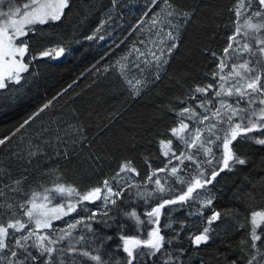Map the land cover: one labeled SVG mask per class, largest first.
Segmentation results:
<instances>
[{
  "label": "trees",
  "instance_id": "obj_1",
  "mask_svg": "<svg viewBox=\"0 0 264 264\" xmlns=\"http://www.w3.org/2000/svg\"><path fill=\"white\" fill-rule=\"evenodd\" d=\"M10 3L15 6L17 0H5L0 10H7ZM179 3L193 9L195 19L183 31L182 43L169 64L161 69H156L151 63L148 66L142 63L154 59L151 53L157 52L162 46L160 41L172 30L163 17L159 27H153L149 16L143 15L150 6L149 0H118L115 6L112 0H70V9H65L66 18L39 26L42 31L30 41V50L37 58L32 60L29 72L22 74L24 79L20 84L13 82L8 89L0 90V138H8L5 145H0V166L10 171L13 178L19 177L22 172L28 176L19 193L5 187L11 183L7 174L0 176V189L5 193L0 197V203L13 204L17 212V216L12 217L11 212L0 209V220L7 222L12 218L26 222L28 217L15 206L30 199L33 192L43 194L45 189H52L58 183L78 191L90 189L113 176L122 161L131 160L140 175L122 173L113 181L114 191L118 185L122 186L124 195L113 197L117 199V205H107L109 217L114 218L109 219L112 227H104L88 219L90 213H95L96 219H100V214L105 211L102 201L97 200L95 203H78L72 214L54 222L50 229H38V232L59 241L51 247L61 248L75 243V238L80 235L90 241L94 239L93 233L86 227L91 224L97 236L113 237L103 244L96 241L105 259L113 261L126 257V253L117 248L122 244L119 240L121 234L143 239L147 230L156 227L144 223L134 228L133 222L123 213L136 211L142 220H148L145 213L155 205V197L159 193L148 196L155 185L147 184L145 187L147 182L143 177L151 175L152 169L164 167L167 158L162 154L159 141L171 138L174 149L177 145L183 149L181 142L171 135L170 129L178 127V124L175 113L170 109L174 104L184 107L178 104L177 98L188 91L189 84L213 82L211 75H206L211 73L216 63L210 52L222 55L227 37L234 30V17L228 11L233 0H179ZM98 27L100 31L96 32ZM93 33L96 34L95 39H86ZM250 35L264 36V31ZM252 43L255 46V41ZM59 46L67 49L63 59L39 56L41 50ZM243 58L249 57L245 55ZM137 64L140 67H136ZM121 65L127 66L123 76ZM156 72H159L160 80H155ZM128 80H132L133 84L137 80L142 81L136 85L140 95L134 94L135 89ZM209 91L211 94L214 89ZM183 98L187 99L186 96ZM49 102V108L34 115ZM188 103L195 106L196 101ZM197 111L202 112L203 109ZM25 120L29 123L20 128ZM185 122L189 123L191 130L194 122ZM70 125L87 130L88 142L83 148L78 143L73 145L71 138L61 131L72 132L74 129ZM197 126L204 127L202 124ZM57 134L68 140L67 150L72 153L70 160L55 155L57 151L64 150L63 145L57 146ZM248 135L259 136L260 132ZM46 140L51 141L52 146L46 144ZM237 143L239 154L248 163L235 165L232 172H222L205 189H198L203 194L199 199L189 200L182 210L177 211L178 206L165 209L171 212V216H161L160 226L171 243L166 244L157 257L146 258V264H164L165 260L169 264H227L237 258V264H245L248 259L246 251L254 250L249 249L247 243L242 245L241 241H250L251 213L264 210V146L251 141L241 143L239 138L234 142ZM37 145L49 154L47 162L42 160L39 166L33 164L29 167L17 159V156L24 157L30 150H35ZM96 153L102 157L98 162L90 159ZM173 163L179 164V161L174 160ZM184 163L189 170L194 167L190 161L185 160ZM25 167H28L27 172L23 171ZM203 167L211 170L207 164ZM158 178L166 188L181 187L173 183L175 178L166 172H159ZM128 184L136 187H128ZM141 194L145 199L140 198ZM50 195L55 197L50 201L53 204L63 203L66 206L76 202L74 196H61L55 192ZM209 197L212 204L205 206L204 201ZM41 202L47 201L41 198L37 204ZM213 210L222 213V218L211 225L213 231L210 232L209 242L197 247L190 237L202 231L206 218L212 215ZM77 220L82 223L77 224L75 229L69 227ZM120 224L126 227L121 230ZM34 227L29 225V229ZM66 233H71V236ZM61 236L63 240L59 239ZM257 244L259 246L260 242ZM32 251L36 253L35 249ZM71 258V253L66 255L65 264ZM0 264L6 262L0 261ZM54 264H59L58 258Z\"/></svg>",
  "mask_w": 264,
  "mask_h": 264
},
{
  "label": "snow or ice",
  "instance_id": "obj_2",
  "mask_svg": "<svg viewBox=\"0 0 264 264\" xmlns=\"http://www.w3.org/2000/svg\"><path fill=\"white\" fill-rule=\"evenodd\" d=\"M4 3L5 0H0V5ZM117 3L118 0H112L113 6ZM149 4L150 6L143 15L149 16L152 26L159 27L161 17H163L172 29L165 34V39L160 41L162 46L157 49V52L151 53L154 59L151 62L142 61L146 66L151 63L156 69H161L169 64L170 58L180 47L182 33L186 31V26L195 19V12L193 9L181 5L179 0H149ZM65 9H70V0H17L15 6L10 3L7 10H0V90L8 89L13 82L20 84L24 79L22 73H28L32 60L37 58L30 50L32 37L42 31L39 26L59 22L62 18H66ZM228 11L234 17V30L227 37V44L223 48L222 55L210 52L216 63L211 73L206 75H211L214 83L193 82L189 84L188 91L183 94L187 99L183 96L177 98L178 104L184 105V107H177L174 104L170 109L175 113L178 124V127L174 126L170 129L171 135L181 142L183 149L181 150L180 145L174 149L171 138L161 139L159 144L163 150L162 154L167 158L164 167L152 169L151 175L143 177L147 182L145 187L147 184L155 185L148 196L159 193L155 197V205L145 213L148 220L146 222L142 220L136 211L123 213L127 219L133 222L134 228H138L144 223L156 225V227L147 230L143 239L126 233L121 234L119 240L122 244L117 248L126 253V257L113 261L105 259L101 248L96 246L97 240L103 244L105 241L112 240L113 237L109 235L97 236L91 224L86 227L89 232L93 233L94 239L90 241L86 236L80 235L75 238V243H69L67 247L61 248L51 247L59 241L50 239L49 235H40L38 232V229L41 228H51L50 219L52 217H49V212L56 214L55 219H60L61 215L66 216L76 211L78 203L84 201L95 203L97 200L102 201L105 211L100 214V219H96L95 213H90L88 219L104 227H112L109 224V219L114 218L109 217L107 205L109 203L117 205V199L113 197L120 198L124 195V191L121 190L122 186L118 185L116 190H113L112 181H116L122 173L140 175L133 167L131 160H124L115 170L113 176L103 179L90 189L78 191L72 186L66 187L58 183L52 189H45L43 194L33 192L30 199L17 204L15 208H19L23 215L28 217V221L9 219L4 222L0 220V261L6 262V264H54L55 259L58 258L59 264H65L64 257L71 253L72 258L68 264H146V258L157 257V253H162L165 245L171 243L170 239H166L163 228L160 226L161 216L169 218L171 216V212L165 211V209H168L169 206H178L176 210H182L189 200L199 199L203 194L197 191L198 189H205L206 185L216 181L222 172H232L235 165H246L247 159L239 154V143L234 144L238 138L241 143L251 141L264 146V36L250 35V33L259 34L264 31V0H233ZM99 31L98 27L96 32ZM160 31L162 32L163 29L160 28ZM21 37L25 39H21ZM95 38V33L86 37L88 40ZM252 41H255V46ZM66 51L67 49L63 46L45 48L39 52V56L55 58L63 56ZM137 51L139 50L137 49ZM245 55L250 59L243 58ZM26 56H28V60H25ZM122 59H127V57ZM126 67V65H121L122 76L125 75ZM136 67H140V65L137 64ZM225 68H228L229 71L225 72ZM160 79L159 72H156L155 80ZM127 82L135 89L134 94L140 95V90L136 85L141 84L142 81L137 80L135 84L132 80ZM210 89H214L211 94ZM225 97L229 99H225ZM188 101H196L195 106L189 104ZM257 104V107H253ZM49 107L50 102L45 103L34 115H39ZM197 109H203V111H197ZM186 120L194 122L191 130H189V123H186ZM28 123L29 120H25L19 127L23 128ZM201 124L204 125L203 128L197 126ZM69 127L74 130L68 132L61 129V131L71 138L73 145L78 143L83 148L88 142L87 130L82 126L70 125ZM254 131L260 132V135H248ZM81 137L83 138L81 139ZM7 139L0 138V145H5ZM55 141L57 146L63 145L64 148L62 151H57L55 155L70 160L72 153L67 150L68 140L57 134ZM44 142L52 146L51 141ZM189 149L194 151H188ZM47 158H49V154L39 145L35 150H30L26 156H17L18 160L29 167L33 164L39 166L42 160L47 162ZM90 159L98 162L102 157L96 153L90 156ZM174 160L179 161V164H174ZM185 160L194 165L191 170L184 163ZM205 164L211 166L210 171L203 167ZM149 167L151 166L149 165ZM23 171L27 172L28 167H25ZM159 172H166L169 176L174 177L173 183H178L181 187L179 189L166 188L158 178ZM185 172L188 173L187 176L184 175ZM4 174H7L11 180V183L6 184L5 187L12 192H21L28 176L22 172L19 177L13 178L10 171L0 166V176ZM167 183L166 180L165 184ZM128 187H136V185L128 184ZM52 192L61 196H74L76 202L68 203L67 210H65L64 204L60 203L58 207L48 211H38L45 205L43 203L38 205L37 201L42 198V201L50 202L51 199H55L50 195ZM4 195L3 189H0V197ZM25 195L27 194L25 193ZM262 197H264V193H262ZM140 198L145 199L143 194ZM145 202L147 203V200ZM204 204L205 206L211 205L212 198L209 197L204 201ZM0 209L11 212L12 217L17 216L14 205L11 203H0ZM105 217L108 219H104ZM221 218L222 213L213 210L212 215L206 218V226L202 231L190 237L197 247L209 242L210 232L213 231L211 225ZM80 223L82 221L77 220L69 227L75 229L76 225ZM30 224H34L35 227L29 229ZM250 224L251 229L248 233L250 241L242 240L241 244L247 243L248 248L254 251H246L248 259L245 264H264V227H262L264 226V211H253ZM125 227L124 224L119 225L121 230ZM25 229L28 230L25 231ZM17 233L20 235L17 236ZM66 235L71 236V233H66ZM33 237H35L34 240ZM59 239L63 240L64 237L61 236ZM29 241L32 242L29 243ZM257 242H260L259 246ZM77 244L80 245L79 248L76 247ZM32 249L36 250L35 254ZM237 259L228 261L227 264H237ZM164 264H169V261L165 260Z\"/></svg>",
  "mask_w": 264,
  "mask_h": 264
},
{
  "label": "rangeland",
  "instance_id": "obj_3",
  "mask_svg": "<svg viewBox=\"0 0 264 264\" xmlns=\"http://www.w3.org/2000/svg\"><path fill=\"white\" fill-rule=\"evenodd\" d=\"M24 37H21V39H23ZM23 74V73H22ZM161 151H163L162 149H161ZM123 178H125L126 179V176H124ZM120 180H122V178H120ZM112 184H113V187H114V182L112 181ZM114 190V189H113ZM41 203H43L44 205H45V207L43 208V209H38V211L39 210H43V211H48V210H50V209H52V208H54V207H58V205L59 204H53L52 202H41ZM40 203H38V205H39ZM65 206V205H64ZM65 210H67V205L65 206ZM262 211H264V210H262ZM73 212H71V213H69V214H72ZM12 215V214H11ZM55 213H51V212H49V217H52L51 219H50V223H51V227H52V225H53V223L54 222H56V221H59V220H62L64 217H66V216H68V215H66V216H64V215H61V218L60 219H55L54 217H55ZM9 219H12V218H9ZM9 219H7V220H9ZM27 221H28V218L26 219ZM34 225V224H33ZM35 226V225H34ZM41 229H43V230H47V229H50V228H41Z\"/></svg>",
  "mask_w": 264,
  "mask_h": 264
},
{
  "label": "water",
  "instance_id": "obj_4",
  "mask_svg": "<svg viewBox=\"0 0 264 264\" xmlns=\"http://www.w3.org/2000/svg\"><path fill=\"white\" fill-rule=\"evenodd\" d=\"M64 55L63 56H59V57H56L57 60H61L63 59Z\"/></svg>",
  "mask_w": 264,
  "mask_h": 264
},
{
  "label": "bare ground",
  "instance_id": "obj_5",
  "mask_svg": "<svg viewBox=\"0 0 264 264\" xmlns=\"http://www.w3.org/2000/svg\"><path fill=\"white\" fill-rule=\"evenodd\" d=\"M136 24V23H135ZM96 202V201H95Z\"/></svg>",
  "mask_w": 264,
  "mask_h": 264
}]
</instances>
